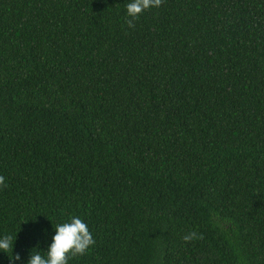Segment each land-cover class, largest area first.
<instances>
[{"label": "trees", "instance_id": "16d2710c", "mask_svg": "<svg viewBox=\"0 0 264 264\" xmlns=\"http://www.w3.org/2000/svg\"><path fill=\"white\" fill-rule=\"evenodd\" d=\"M128 2L0 0V264H264V0Z\"/></svg>", "mask_w": 264, "mask_h": 264}, {"label": "clouds", "instance_id": "9594fccd", "mask_svg": "<svg viewBox=\"0 0 264 264\" xmlns=\"http://www.w3.org/2000/svg\"><path fill=\"white\" fill-rule=\"evenodd\" d=\"M161 2L162 0H130L126 4L125 12L134 20L150 8H159ZM129 26L131 27V20H129ZM0 183H3V177H0ZM51 227L54 234L51 235L46 250L40 249L39 246L32 248L36 251H30L26 264H68L71 257L84 255L90 246L95 244L89 226L78 216H69L55 226L51 223ZM42 232L46 233V230ZM190 238V236L184 237L186 241ZM10 247L13 252L11 238L0 237V252ZM14 259L19 261V255H16Z\"/></svg>", "mask_w": 264, "mask_h": 264}]
</instances>
